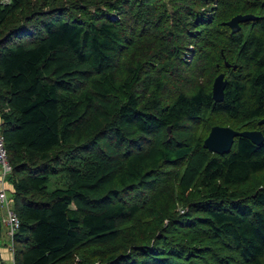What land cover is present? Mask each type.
Wrapping results in <instances>:
<instances>
[{
    "label": "trees",
    "instance_id": "1",
    "mask_svg": "<svg viewBox=\"0 0 264 264\" xmlns=\"http://www.w3.org/2000/svg\"><path fill=\"white\" fill-rule=\"evenodd\" d=\"M263 117L264 0H0L12 264H264Z\"/></svg>",
    "mask_w": 264,
    "mask_h": 264
},
{
    "label": "water",
    "instance_id": "2",
    "mask_svg": "<svg viewBox=\"0 0 264 264\" xmlns=\"http://www.w3.org/2000/svg\"><path fill=\"white\" fill-rule=\"evenodd\" d=\"M255 18L257 17L252 14H237L225 23L231 28V33H234L240 29L241 22ZM225 66H232L235 68V65H231L227 62H225ZM226 82L227 80L225 79L224 73L222 72H220L214 78L212 83V98L215 102H220L223 100ZM258 125L264 126V117L258 120ZM167 130H170V126L167 127ZM236 136L247 138L254 144H260L264 139L262 131L258 129L239 131L229 126L214 125L210 128L207 136L203 140L202 145L204 148L214 153H228Z\"/></svg>",
    "mask_w": 264,
    "mask_h": 264
},
{
    "label": "built area",
    "instance_id": "3",
    "mask_svg": "<svg viewBox=\"0 0 264 264\" xmlns=\"http://www.w3.org/2000/svg\"><path fill=\"white\" fill-rule=\"evenodd\" d=\"M10 0H1L2 3H8ZM12 166L7 157V150L4 144L3 136L0 132V223L5 229L7 237L6 253L9 255L10 264L13 263V244L12 237L19 228V218L12 206V198L6 188L2 185L5 177L10 173Z\"/></svg>",
    "mask_w": 264,
    "mask_h": 264
},
{
    "label": "rangeland",
    "instance_id": "4",
    "mask_svg": "<svg viewBox=\"0 0 264 264\" xmlns=\"http://www.w3.org/2000/svg\"><path fill=\"white\" fill-rule=\"evenodd\" d=\"M63 179L64 178H62L60 176H54V177H52L49 180V182L47 183V188L49 190H53V189H55L57 187H64V183H62ZM6 188H10V185L6 184ZM5 242H6L5 239L4 238H1V240H0V251L3 252V253L6 251V247L4 246ZM4 256L7 259V262H4V264H10L8 262L9 261V257L6 254H4ZM0 261H1V259H0Z\"/></svg>",
    "mask_w": 264,
    "mask_h": 264
},
{
    "label": "crops",
    "instance_id": "5",
    "mask_svg": "<svg viewBox=\"0 0 264 264\" xmlns=\"http://www.w3.org/2000/svg\"><path fill=\"white\" fill-rule=\"evenodd\" d=\"M6 182H4L3 183V187L4 188H6ZM0 187H1V184H0ZM6 189H8V188H6ZM8 191V190H7ZM2 229H3V231L5 232V229L2 227ZM0 254H1V256H2V260L4 261V262H7V259H6V257L4 256V254H6L8 257H9V255L6 253V251L3 253V252H0ZM9 263H10V259H9V261H8Z\"/></svg>",
    "mask_w": 264,
    "mask_h": 264
}]
</instances>
